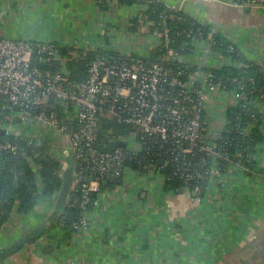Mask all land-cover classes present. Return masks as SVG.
Segmentation results:
<instances>
[{"label":"built area","instance_id":"1","mask_svg":"<svg viewBox=\"0 0 264 264\" xmlns=\"http://www.w3.org/2000/svg\"><path fill=\"white\" fill-rule=\"evenodd\" d=\"M104 1L107 0H95ZM233 4L243 8L264 7V0H235ZM166 8L156 24L162 30L152 29L153 23L141 21L137 32L157 41L140 52L82 50L84 56L95 52L83 82L68 78L70 58L59 52L57 45L0 37V101L18 108L5 119L18 118L29 123L23 114H30L40 122L34 126H41L46 132L41 137L25 134L29 144L44 143L50 154L62 158L64 164L69 152L74 157V181L66 205L80 209V218L73 224L75 230L88 228L90 210L109 194L119 192L133 181H147L153 176L164 180L161 169L167 163L173 175L185 185H192L197 196L223 181V161L229 156L227 147L215 141L223 126L217 135L213 134L205 118L214 116L212 108L216 102L223 110V94H227L225 108L245 100L244 90L249 87L245 78H223L217 74L225 65L241 68L242 63L232 59V55L239 56L241 51L229 43L228 56H224L213 50L212 38L219 34L215 30L210 28L206 38L200 31L189 30V40L183 46H191L190 54L202 60L193 65L184 61L186 55L177 54L173 37L165 29L167 19L182 18L178 9L167 5ZM208 58L217 63L206 64ZM228 85L234 88L225 92ZM258 99L254 107L263 112L264 92H259ZM103 117H115L128 127V133L118 137L124 148L106 152L97 147ZM261 128L264 129V120ZM249 131L245 127L241 133L247 135ZM57 133L67 141V147L62 146ZM7 150L15 152L16 146L0 141V153ZM130 162L138 167L128 165ZM235 164L246 169L243 164ZM116 179L121 184L114 188L106 186ZM56 196L57 192L44 202L53 205Z\"/></svg>","mask_w":264,"mask_h":264},{"label":"crops","instance_id":"2","mask_svg":"<svg viewBox=\"0 0 264 264\" xmlns=\"http://www.w3.org/2000/svg\"><path fill=\"white\" fill-rule=\"evenodd\" d=\"M157 1L223 35L264 72V7L243 8L235 0ZM106 2L102 10L95 0H0V37L53 43L70 55L140 52L157 41L128 28L137 5ZM200 59L183 57L191 65ZM226 98L223 110L216 102L207 118L216 135L227 124ZM252 155V167L232 164L223 169L221 184L198 196L187 188L165 190L160 176L133 181L90 210L86 230L45 232L0 264H264V140ZM52 213L44 200L29 215L13 211L0 230V248Z\"/></svg>","mask_w":264,"mask_h":264},{"label":"trees","instance_id":"3","mask_svg":"<svg viewBox=\"0 0 264 264\" xmlns=\"http://www.w3.org/2000/svg\"><path fill=\"white\" fill-rule=\"evenodd\" d=\"M121 6L137 5L139 13L129 21L128 28L135 32L139 29L141 21L143 23H153L152 29L162 30L163 27L157 23L160 21V15L167 10L166 5L157 0H116ZM99 8L107 10V2L97 3ZM182 19H167L165 29L173 37V46L177 54L187 55L192 53L193 48L187 43L188 31H200L204 38L207 37L210 27L201 25L194 19L177 11ZM213 50L220 51L224 56H228L226 45L230 42L221 34H216L212 38ZM231 44V43H230ZM63 55H69L67 63L68 78L77 82H83L87 77V67L90 59L95 52H88L83 55L82 50H76L70 55V50L59 48ZM101 53L103 51H96ZM105 52V51H104ZM161 52H158V55ZM232 59L242 63L241 68L225 65L217 74L223 75V78L243 77L246 85L249 87L244 90L245 100H239L236 105L225 109L224 116L227 124L223 131L217 135L216 144L227 147L228 160L223 161V169L235 163L252 167L251 161L247 160L249 155L256 152V146L264 140L261 130L264 120V111H259L254 107L259 101V92H264V72L242 55H232ZM44 67V65H42ZM194 69V68H191ZM252 79V82L248 81ZM233 85H228L225 92L233 90ZM253 101V102H252ZM18 108L8 107L0 101V125L10 129L12 133L6 134L0 138V141H9L16 146V151H3L0 153V230L6 224L13 211L20 216H26L35 210V207L41 200L50 199L58 192L62 179L61 172L64 166V160L58 156H53L47 150L46 145L40 144L34 146L29 144L26 137L27 129L18 118L7 121L5 116L16 113ZM34 115V114H33ZM59 117V114H58ZM207 122V118H205ZM239 124V127L237 124ZM236 126L238 128H236ZM38 127H41L38 125ZM249 127L247 135L241 133ZM128 133V127L115 117L100 118V134L97 141V147L106 152H112L118 148H124V143L118 140L119 136ZM134 168L137 163L130 162ZM165 179L163 180L164 189L167 191H180L183 188L192 192V185H185L181 179L172 174L173 170L170 163L161 169ZM121 184L120 179L108 181L106 186L114 188ZM80 218V209L77 207L65 206L61 211L53 208V213L48 215L45 222L47 224L46 233L55 229L59 233L69 235L74 232L73 224ZM44 234V233H43ZM42 234V235H43ZM41 235V236H42ZM40 236V237H41ZM33 240L25 247L30 248Z\"/></svg>","mask_w":264,"mask_h":264},{"label":"water","instance_id":"4","mask_svg":"<svg viewBox=\"0 0 264 264\" xmlns=\"http://www.w3.org/2000/svg\"><path fill=\"white\" fill-rule=\"evenodd\" d=\"M23 118L25 121L31 123L32 125L40 123L35 117L27 113L23 114ZM10 133H12L10 129L0 125V138ZM57 135L61 137L60 134L57 133ZM61 143L66 147L68 146L67 141L62 137H61ZM74 165H75L74 157L72 153L69 152L67 157L65 158V164L61 172L62 183L57 192L55 201L53 203V208L57 211L63 210L67 204L68 195L74 181ZM46 230H47L46 222L41 221L36 226L21 233L12 242L6 244L5 246H2L0 248V263L4 261L6 258L19 252L29 242L38 239L43 233H45Z\"/></svg>","mask_w":264,"mask_h":264},{"label":"rangeland","instance_id":"5","mask_svg":"<svg viewBox=\"0 0 264 264\" xmlns=\"http://www.w3.org/2000/svg\"><path fill=\"white\" fill-rule=\"evenodd\" d=\"M24 124V126L26 127V129H27V133L30 135V136H37V137H41L42 135L44 136V131L45 130H43V129H41V127H38L37 125L36 126H34V125H32L31 123H23ZM46 132V131H45ZM49 132H50V130H48L47 131V133L45 134V135H47V134H49ZM26 133V134H27ZM62 146H64L63 144H62ZM62 146H59V147H62Z\"/></svg>","mask_w":264,"mask_h":264}]
</instances>
